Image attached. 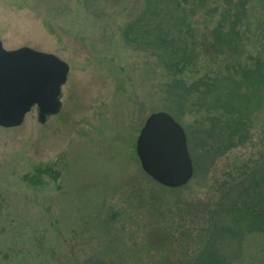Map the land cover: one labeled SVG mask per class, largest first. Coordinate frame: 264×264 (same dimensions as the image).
<instances>
[{
	"label": "rangeland",
	"instance_id": "obj_1",
	"mask_svg": "<svg viewBox=\"0 0 264 264\" xmlns=\"http://www.w3.org/2000/svg\"><path fill=\"white\" fill-rule=\"evenodd\" d=\"M219 2L209 4L217 13L192 18L198 42L218 21ZM141 7V0H0L2 48L52 54L69 69L58 114L40 124L33 107L19 127L0 128V264H187L200 248L188 238L192 225L205 226L193 218L197 204L216 202L230 171L261 166L264 86H235L236 107L254 106L251 138L219 154L222 137L204 119L223 114L212 110L213 94L209 109L204 102L166 109L155 56L124 40ZM245 8L234 59L228 50L216 61L206 53L187 85L240 71L232 63L244 70L264 63V0H246ZM159 111L183 128L193 167L172 191L143 173L135 152L145 119ZM223 246L227 256L238 253L235 264H264V233Z\"/></svg>",
	"mask_w": 264,
	"mask_h": 264
},
{
	"label": "trees",
	"instance_id": "obj_2",
	"mask_svg": "<svg viewBox=\"0 0 264 264\" xmlns=\"http://www.w3.org/2000/svg\"><path fill=\"white\" fill-rule=\"evenodd\" d=\"M141 1L139 13L125 25L123 38L127 43L155 56L164 78L160 93L167 103L165 108L170 110L169 106H174V110L181 112L180 108H184L186 103L194 108L204 102L203 106L209 109L212 104L209 106L205 101L213 94L214 103L211 108L221 109L223 114L204 119L209 121L212 130L217 131V136L222 137L219 154L244 144L251 138L252 126L249 122L254 106L245 110L236 107L234 89L241 85V80L249 87L264 86V63L257 61L252 69L247 70L242 69L238 63H232L231 68L235 66L240 71H231L222 78L209 79L205 76L192 80L194 83L188 85L185 76L199 67L202 56L208 52L214 61L222 57L225 50L232 53L227 55V59H234L238 39L236 27L242 25L247 17L246 0H219V19L213 27L212 22H208L212 29L199 42L192 18L203 10L208 15L217 13L218 6L209 8L211 0ZM200 87L203 91H199ZM194 94L200 95L199 99H195ZM191 98L198 103L191 102ZM180 103L184 105L178 106ZM261 142L264 145V141ZM260 152V160H263L260 167L255 162L250 167L244 163L235 174L230 171L225 178L228 182H223L216 189L217 194L219 192L218 199L215 197L217 201L197 204L199 207L193 218L202 222L204 217L205 226L197 229L192 225L195 236L189 233L188 238L192 244H195L196 239L200 248L196 246L192 249L193 254L187 264H235L240 256L235 252L231 257L225 255L223 244H237L252 230L264 233V148ZM159 237V244L164 247L167 240L162 241L161 234ZM160 259L165 261L164 257Z\"/></svg>",
	"mask_w": 264,
	"mask_h": 264
},
{
	"label": "water",
	"instance_id": "obj_3",
	"mask_svg": "<svg viewBox=\"0 0 264 264\" xmlns=\"http://www.w3.org/2000/svg\"><path fill=\"white\" fill-rule=\"evenodd\" d=\"M68 66L52 54L28 47L4 50L0 42V127H19L32 107L43 124L60 109V88ZM135 152L141 170L168 189L185 186L193 169L182 127L167 113L155 112L144 121Z\"/></svg>",
	"mask_w": 264,
	"mask_h": 264
}]
</instances>
